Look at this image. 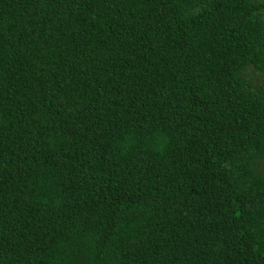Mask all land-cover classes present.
<instances>
[{"label": "trees", "instance_id": "16d2710c", "mask_svg": "<svg viewBox=\"0 0 264 264\" xmlns=\"http://www.w3.org/2000/svg\"><path fill=\"white\" fill-rule=\"evenodd\" d=\"M0 264H264V0H0Z\"/></svg>", "mask_w": 264, "mask_h": 264}]
</instances>
